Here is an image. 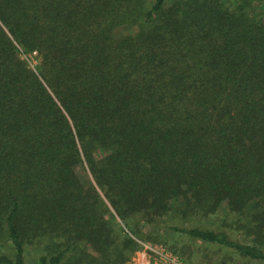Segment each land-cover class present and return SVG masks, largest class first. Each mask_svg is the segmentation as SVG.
I'll use <instances>...</instances> for the list:
<instances>
[{"label": "trees", "instance_id": "trees-1", "mask_svg": "<svg viewBox=\"0 0 264 264\" xmlns=\"http://www.w3.org/2000/svg\"><path fill=\"white\" fill-rule=\"evenodd\" d=\"M116 218L264 261V0H0V264Z\"/></svg>", "mask_w": 264, "mask_h": 264}, {"label": "rangeland", "instance_id": "rangeland-1", "mask_svg": "<svg viewBox=\"0 0 264 264\" xmlns=\"http://www.w3.org/2000/svg\"><path fill=\"white\" fill-rule=\"evenodd\" d=\"M175 221H172L171 217H164L163 225L175 223ZM194 224L203 225L204 222L200 221ZM111 227L114 242L111 254L114 253L113 248H116L118 253L122 251L128 257L122 264H172L167 257L183 264H264V261L247 260L224 247L191 240L164 229L153 231L140 224L139 231L153 239L150 240L144 239L145 236L136 238L134 233L118 218L112 221ZM125 235L135 241L132 246H125L123 242ZM43 243L26 246L24 264H39V255L48 253L47 246L51 244L47 240H44ZM45 245L46 248H44ZM1 253L11 258L14 251L7 242H4L0 246ZM108 257L112 258L114 255ZM60 264H106V260L88 244L79 242L64 253Z\"/></svg>", "mask_w": 264, "mask_h": 264}, {"label": "built area", "instance_id": "built-area-1", "mask_svg": "<svg viewBox=\"0 0 264 264\" xmlns=\"http://www.w3.org/2000/svg\"><path fill=\"white\" fill-rule=\"evenodd\" d=\"M168 260L172 263V264H183V263H177L174 259L167 257Z\"/></svg>", "mask_w": 264, "mask_h": 264}]
</instances>
